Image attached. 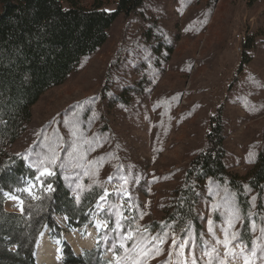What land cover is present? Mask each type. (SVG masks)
Here are the masks:
<instances>
[{"label":"rangeland","instance_id":"rangeland-1","mask_svg":"<svg viewBox=\"0 0 264 264\" xmlns=\"http://www.w3.org/2000/svg\"><path fill=\"white\" fill-rule=\"evenodd\" d=\"M107 1L106 11H115L117 0ZM238 34L247 40L242 49ZM30 112L23 134L7 151L34 172L17 189L34 186L31 194L17 189L12 194L33 203L52 193L45 186L59 176L75 206L107 189L122 193L110 202L123 213L118 231H112L115 215L98 213L97 198L84 214V226L54 216L59 231L42 230L36 264H63L70 257L82 264H116V252L121 264H129L120 248L128 231L134 237L123 241L128 255L145 246L162 250L148 264H181L189 249L178 254L171 247L173 237L177 244H194L198 256L205 244L222 255L224 246L216 241L225 239V231L237 234L231 243L242 240L246 251L256 248L252 264H264V190L258 196L247 188L250 213L244 220L229 180L207 178L196 189V225L172 230L171 222L191 161L214 146L216 127L228 175L245 177L264 157V0H142L128 16L120 14L104 44L82 58L61 85L46 91ZM51 149L59 157L55 166L36 165ZM44 167L53 174L41 176L42 185L35 177ZM4 199L6 212L23 213L19 200L5 193ZM105 219L107 230H98L96 222ZM163 233L168 234L165 243L151 240ZM74 242L81 245L78 250Z\"/></svg>","mask_w":264,"mask_h":264},{"label":"trees","instance_id":"trees-1","mask_svg":"<svg viewBox=\"0 0 264 264\" xmlns=\"http://www.w3.org/2000/svg\"><path fill=\"white\" fill-rule=\"evenodd\" d=\"M85 1L0 0V264H35L34 248L42 230L48 227L59 231L52 218L64 216L76 224L73 226H84V214L99 196L90 194L75 206L56 176L50 183L55 189L51 194L33 203L23 199V213L3 208L4 193L15 192L24 178L34 177L21 157L7 151L30 122L33 105L46 91L61 85L82 58L104 44L108 28L120 14L128 16L142 3L117 0L116 10L107 12L109 1ZM220 133V127H216L214 146L191 161L183 188L175 194L172 230L187 223L196 225V189L207 178L229 180L244 220L250 213L247 188L262 195L264 157H258L247 176L228 175ZM63 264L82 261L70 257Z\"/></svg>","mask_w":264,"mask_h":264},{"label":"snow or ice","instance_id":"snow-or-ice-1","mask_svg":"<svg viewBox=\"0 0 264 264\" xmlns=\"http://www.w3.org/2000/svg\"><path fill=\"white\" fill-rule=\"evenodd\" d=\"M51 153L52 154L50 156H47L42 160L36 161L35 164L36 165L51 164L55 166L56 160L59 157L56 155L55 149H51ZM25 159H27V157H25ZM248 162L250 163L253 162L251 157ZM60 166L63 167V165H60ZM38 171H39V175L35 177L37 181H40L41 176L53 174L52 171L47 167H44L43 170L38 169ZM112 179H113L112 177H109V181H111ZM126 182L127 181L125 180V183ZM40 183L43 185V181H40ZM32 186H34V184L30 183L28 187H25L23 189H17V191H29V194H31L30 187ZM45 187L48 192L55 191V189L52 187L50 183L47 184ZM5 195L8 196L10 199L19 200L20 203L23 204V200L20 199V197H17L12 193H5ZM113 195H115L116 197H120L122 193L119 191L116 193H109L107 189H104L102 193L99 194V196L97 197L95 207L97 208L98 213L103 211L105 216L107 217H110L112 215L116 216L115 227L112 229V231H118V230H121L122 228L123 213L120 211L116 203L110 202V198ZM35 198L37 197L33 196V199ZM253 200H255V197H253ZM76 203L77 204L80 203L79 195L76 196ZM105 204H107L108 209L112 211L106 210L104 207ZM213 209L214 210L216 209V205H213ZM21 211H23L22 208H21ZM232 216L236 220H239L241 218L238 210H234L232 212ZM208 223H209V232L213 233V227H212L213 222L209 220ZM108 224H109V221L105 219V220L97 221L95 226L98 230H100L101 228H104L105 230H107ZM229 224L230 226L234 227L231 219L229 220ZM261 232L264 233V228L261 229ZM167 235H168L167 233H163L162 235L157 234L155 236H152L151 240L157 241L159 244H163L166 242ZM236 237H237L236 233H232L231 236H229V233L225 231V239L223 241H220V240L216 241L217 244L222 243L224 246L225 250L222 255L215 246L209 248L205 244V247L201 249L200 255L198 256L195 252L194 244H191L190 241L188 240H181V242L177 244L175 237L172 238L171 247L173 249H178L179 250L178 254H182L185 248L189 249L188 255L184 256V259L182 260L181 264H230V262L231 264H235V261L241 258L243 259L244 264H252V260L250 259V257L257 256L256 248L252 247L251 249L246 251L245 245L243 244L242 240L237 241L235 244L231 243V241L236 240ZM140 239H145V238L140 237ZM124 240H134V237L131 231H128L124 235L121 236V244H120V248L124 249V252H125L123 260L129 262V264H148L149 258H155L157 255L161 254L162 250L160 248H148L147 246H145L141 248V250L137 252L135 255H128L127 253L129 252V249L123 243ZM111 247L114 248V245ZM135 247H136V244L134 243L133 249H135ZM236 248H239L240 251L236 252L235 251ZM171 254L172 253L170 252L169 256H171ZM114 255L116 257V264H121V255L118 252L114 253ZM189 256H190V259H189ZM205 257H207L206 261L204 260Z\"/></svg>","mask_w":264,"mask_h":264},{"label":"built area","instance_id":"built-area-1","mask_svg":"<svg viewBox=\"0 0 264 264\" xmlns=\"http://www.w3.org/2000/svg\"><path fill=\"white\" fill-rule=\"evenodd\" d=\"M236 41L241 45L240 46V48L242 49V48H244L245 46H246V42H247V40H246V37H245V35L244 34H238L237 36H236Z\"/></svg>","mask_w":264,"mask_h":264},{"label":"bare ground","instance_id":"bare-ground-1","mask_svg":"<svg viewBox=\"0 0 264 264\" xmlns=\"http://www.w3.org/2000/svg\"><path fill=\"white\" fill-rule=\"evenodd\" d=\"M38 244H39V245L43 244V241L40 240ZM80 246H81V245L76 244V242L73 243V247H74V249H76V250H78Z\"/></svg>","mask_w":264,"mask_h":264},{"label":"water","instance_id":"water-1","mask_svg":"<svg viewBox=\"0 0 264 264\" xmlns=\"http://www.w3.org/2000/svg\"><path fill=\"white\" fill-rule=\"evenodd\" d=\"M35 256V255H34Z\"/></svg>","mask_w":264,"mask_h":264}]
</instances>
